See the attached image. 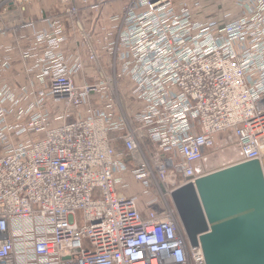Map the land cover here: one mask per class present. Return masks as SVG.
I'll use <instances>...</instances> for the list:
<instances>
[{"label": "built area", "instance_id": "1", "mask_svg": "<svg viewBox=\"0 0 264 264\" xmlns=\"http://www.w3.org/2000/svg\"><path fill=\"white\" fill-rule=\"evenodd\" d=\"M32 1L0 0V264H205L170 195L229 131L264 173V0H127L96 42L106 0H59L83 53Z\"/></svg>", "mask_w": 264, "mask_h": 264}, {"label": "water", "instance_id": "2", "mask_svg": "<svg viewBox=\"0 0 264 264\" xmlns=\"http://www.w3.org/2000/svg\"><path fill=\"white\" fill-rule=\"evenodd\" d=\"M171 201L187 242L205 264H264V173L237 161L176 187Z\"/></svg>", "mask_w": 264, "mask_h": 264}, {"label": "crops", "instance_id": "3", "mask_svg": "<svg viewBox=\"0 0 264 264\" xmlns=\"http://www.w3.org/2000/svg\"><path fill=\"white\" fill-rule=\"evenodd\" d=\"M78 1V0H76ZM88 4L95 2L96 0H87ZM127 0H106L105 3L99 8L97 11H92L89 7H85L80 10L79 21L81 27L86 32V34L96 42V38L98 36L107 35L109 32L114 31L116 23L112 22L111 19L119 16L125 5ZM79 4V2L77 3ZM61 5L59 4V0H34L30 2L23 9V14L27 18L37 21L40 27L41 24L39 20L46 18L47 16L61 14L63 16V24L66 27V31L68 33L66 48L69 50H78L83 53V40L80 36V31L77 26L72 22L71 18L67 15H63L61 10ZM66 34V33H65ZM2 42L8 43L9 41L1 40ZM20 66L23 68L22 64L18 63L14 67ZM13 67V66H11ZM13 67V69H14ZM26 64H24V71L20 72V76L22 78H18V83L24 82V72H25ZM14 71H17L14 69ZM3 76L0 78V82L3 81ZM8 81H13L11 76L6 78ZM228 133V132H227ZM218 135V134H217ZM217 135L215 139L217 138ZM219 137V136H218ZM236 154V160L238 159V153ZM211 156V155H210ZM208 156V157H210ZM204 158L198 164L204 163L206 159Z\"/></svg>", "mask_w": 264, "mask_h": 264}, {"label": "rangeland", "instance_id": "4", "mask_svg": "<svg viewBox=\"0 0 264 264\" xmlns=\"http://www.w3.org/2000/svg\"><path fill=\"white\" fill-rule=\"evenodd\" d=\"M216 142L219 144L218 150L208 157L204 163H197V172L206 173L236 162L235 152L238 148L235 144L234 133L229 131L228 133L218 134Z\"/></svg>", "mask_w": 264, "mask_h": 264}]
</instances>
